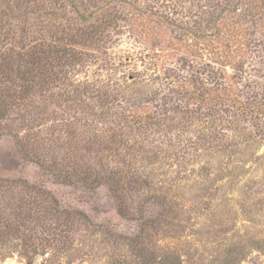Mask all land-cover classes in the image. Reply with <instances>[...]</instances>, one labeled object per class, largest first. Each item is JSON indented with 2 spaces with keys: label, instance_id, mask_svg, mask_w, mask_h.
<instances>
[{
  "label": "rangeland",
  "instance_id": "rangeland-1",
  "mask_svg": "<svg viewBox=\"0 0 264 264\" xmlns=\"http://www.w3.org/2000/svg\"><path fill=\"white\" fill-rule=\"evenodd\" d=\"M36 47L70 62L31 97L32 118L15 110L4 123L0 179L18 201L30 200L24 183L48 192L61 218L50 228L85 216L59 245L27 223L52 244L36 262L163 264L170 253V264H264V0H0V71L10 49L17 60ZM77 84L90 97L72 96ZM61 130L85 140L52 141ZM155 163L166 166L145 173ZM97 172L110 182L92 183ZM146 182L166 217L147 229L141 263L128 239L162 212L145 203ZM29 256L0 264L36 263Z\"/></svg>",
  "mask_w": 264,
  "mask_h": 264
},
{
  "label": "trees",
  "instance_id": "trees-1",
  "mask_svg": "<svg viewBox=\"0 0 264 264\" xmlns=\"http://www.w3.org/2000/svg\"><path fill=\"white\" fill-rule=\"evenodd\" d=\"M234 31L235 30H231L230 27H228V33L233 34ZM218 36L221 37V34ZM22 49L23 53H18L17 60L12 57L13 53L11 52L13 51V49H10L8 55L3 59L4 64L1 66L2 70L0 71V134L3 131L4 123L8 120H12L10 116L13 111L25 109L29 118H32L29 112V108L31 105V97L37 94L45 96V91H48L49 87L52 85V77L54 75V78L57 77L55 69L58 66H65L67 64V61L70 62L68 58V55L70 53L64 57V55H66L68 52L60 57L59 55L53 56L51 55V51L38 49V47L33 48V50L31 51L26 50L25 48ZM81 87H84V84H77L76 90H72L71 92L72 96L84 94L90 97V95H87V90H81ZM221 97L223 99H226V96ZM76 100L77 97L73 98L72 101L75 102ZM240 109L243 112L249 114L255 111V109L253 110V108H246L242 105L240 106ZM151 118L152 117L150 115L146 114L143 117H139L138 119L140 123L148 125V120ZM61 131H59L58 133L60 134V136L57 138L55 137V140L53 139L52 141L60 143L67 138L71 139L73 136L79 140H85L84 136L86 137V131H82L83 134H77L76 132L72 131ZM27 147L28 145L26 143L23 146V152L25 156H28V151L26 150ZM40 148H44L43 144H34L31 158L35 157L34 159H36L37 163H39L43 167L44 162L41 161V158L43 157L41 156L42 153ZM174 156L177 158V155ZM166 158H169V156H167ZM165 166V163H155L152 165L153 170H146L145 173H152L153 175L154 173H158V171H160L162 167ZM67 171L68 170H66L65 176L66 183H73L70 179L71 177L69 175V172ZM97 174L100 176L96 175L95 178L91 177L90 180L92 183H95V185L108 184L110 182L108 177L103 178L107 175L99 172H97ZM88 176L89 175L87 174H80L79 177L83 179V181H86V178H88ZM145 177L148 178L147 176ZM132 183V181H129L128 183L126 182L127 185H123V193H129L133 191ZM13 185L14 183H10L7 180L0 179V258L1 261H3L4 259L8 258L13 252L18 251V249H20L23 250L25 253L30 254L29 259L34 263L39 258L44 257L48 254L49 249L52 247V244L49 239H43L37 236L36 233L33 234L34 230H31V228L27 226V223L33 224L35 221L41 223L42 225H40L39 223L38 224L39 226H42L46 229L44 233L46 231H49L50 233L53 232L52 241L56 243V245H59L63 242L62 238H67L68 233L71 234L73 232V228L77 226L78 223L85 221L83 219L85 216L83 215V213L80 212L75 213V216L69 215V217H63L61 215L65 220L63 219V221L60 223V227H65L67 230L59 229V226L57 225H52V228H50L49 226H51V221L55 222V220L57 219L60 221L61 218L60 216L57 217V214L53 213V210L50 208L53 201L49 193L45 190L38 189L35 186L24 183L22 187L24 188V192L27 193L28 198L30 200H26V202L20 200L18 201V199H15L14 196L10 195L14 193L11 192L12 190H14ZM167 185H169V182ZM146 187L148 188V193L151 195L150 197H148V199H146L145 203H154V201H158L157 204L159 207H161L160 196L158 197V199L155 200V197L157 196L156 189H152V184H149L147 182ZM113 188L114 187H112V189ZM161 189L163 188L161 187ZM113 191L114 193H117L115 188L113 189ZM10 198L13 200V202L9 200ZM165 202L169 203L167 199H165ZM120 213L126 217L129 216L125 208L120 209ZM141 213H144L145 215L146 210L141 211ZM130 216H132V214H130ZM165 217L166 216L164 215L162 209V212L159 213L158 211L156 217L145 218L144 223L141 224L143 227L139 232V235L134 238L128 239V243H130L132 248L134 247L138 251V257L141 259V263H143V260L144 262L147 261L146 258H143V249L147 243L146 238L148 236V234H146L147 229L149 231H159L158 229L164 222ZM48 227L50 228L49 230H47ZM28 233L33 234V236H31V234L28 235ZM61 249L62 247L58 248V250L56 248L57 252H60ZM173 251L178 252L176 250ZM172 254L175 256H180L176 253ZM169 259H171L170 253H167V257L164 258V261L162 263L170 264ZM149 263L151 262L148 261L143 264Z\"/></svg>",
  "mask_w": 264,
  "mask_h": 264
},
{
  "label": "water",
  "instance_id": "water-1",
  "mask_svg": "<svg viewBox=\"0 0 264 264\" xmlns=\"http://www.w3.org/2000/svg\"><path fill=\"white\" fill-rule=\"evenodd\" d=\"M34 264H39L38 262L34 263Z\"/></svg>",
  "mask_w": 264,
  "mask_h": 264
}]
</instances>
